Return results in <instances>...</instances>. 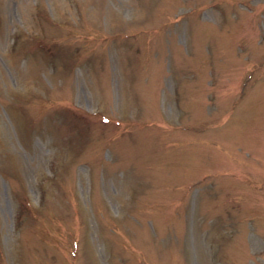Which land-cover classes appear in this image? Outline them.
Instances as JSON below:
<instances>
[{
	"label": "rangeland",
	"instance_id": "374dc122",
	"mask_svg": "<svg viewBox=\"0 0 264 264\" xmlns=\"http://www.w3.org/2000/svg\"><path fill=\"white\" fill-rule=\"evenodd\" d=\"M0 264H264V0H0Z\"/></svg>",
	"mask_w": 264,
	"mask_h": 264
}]
</instances>
